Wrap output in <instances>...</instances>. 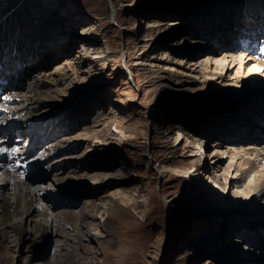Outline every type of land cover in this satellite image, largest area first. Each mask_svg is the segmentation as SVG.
<instances>
[{
    "label": "bare ground",
    "instance_id": "obj_1",
    "mask_svg": "<svg viewBox=\"0 0 264 264\" xmlns=\"http://www.w3.org/2000/svg\"><path fill=\"white\" fill-rule=\"evenodd\" d=\"M117 1H113L114 8L117 6ZM144 1L147 0H139L136 3L134 28L138 26L146 31V36L142 38L146 40L143 46L147 49L143 54L145 60L143 64L147 63L148 66L150 62L156 65L154 68L151 67L152 65L148 66V71L144 73L149 85L166 93L186 90L191 92L197 90L201 93L206 91L205 96L217 95L227 104L230 98H234L236 94L234 92L238 89L260 91V99L256 100L255 94L247 96L244 99V102H248L247 105L241 107V111L237 114L233 112L237 108L236 105L228 108V112L220 113L224 110L220 109L222 105L208 107L205 103L209 100L199 94L200 99H203L202 104L194 105L185 100V108L171 106L170 119L162 127L164 133L177 129L171 144L172 151L177 154L171 157L174 162L168 165L184 171L182 176L190 180L195 178V186L199 188L198 184L202 185L200 191L203 189L209 191L215 198L227 197L230 192L232 200L228 201L236 202L231 205L232 208L224 209L228 221L224 218L220 229L217 230L215 220L211 219L210 224L202 225L206 228L202 230L203 233L206 232L203 237L196 232L192 236L194 240L197 239V244L201 247L200 254L204 256L205 253L213 255L212 253L221 252L223 255L226 254L227 258L231 256L226 259L227 264H264V257L261 256L264 252V231L252 241L253 248H244L241 239L231 237L227 239L230 233L228 231L233 225L237 226L236 231L240 229V234L246 233L245 225L252 222L250 210L255 209L250 206L261 204L264 209V201L260 202L264 198V134L261 137V132L255 134V126L248 125L247 120L241 123L242 119L256 114L257 123L260 126L264 124V89L248 83V81H260V76H264V45H262L264 40L247 43L244 41L245 38H242L239 43H235L238 37L243 36H239L238 33L243 34L245 30H252L254 33L261 31L262 27L259 24L264 25V1L216 0L213 10L217 21L214 28L212 26V31L209 30L211 28L208 29L209 24L204 18L208 17V12L203 9L198 11L199 15L191 20L190 25L184 26L187 24L186 16L167 19L161 17L160 13L163 12L159 11H156L158 15H149L141 8ZM223 3L228 5L225 6ZM53 4H57L56 0L49 2L0 0V62L4 65V72L12 71L10 77L5 76L6 73L0 75V85L3 88L9 85L11 92L6 100L10 105L15 104L10 114V121L6 125L13 130V137L8 139L0 136V144L10 147L9 143L14 136L22 142V137L26 139L31 133H35L38 137L41 131L42 142L47 147L39 154L38 162L32 166L43 165L41 160H45L47 155L56 151L46 167L48 170L42 172L49 178L47 183L44 179L34 181L32 175L38 172L30 169L25 172L26 164L19 162L22 167L16 168L17 163L13 158H8L4 167L0 166V246L2 243L7 248L11 245L16 246L18 254L20 252V256L24 254L23 258H20L22 264H30L33 258L38 257L43 260L38 261L37 264H66L71 260H81L83 264L91 261L92 264H96L90 255L99 252L95 245L102 246L107 237L106 231L100 226L105 228L111 224L110 217H104L101 213L102 209L106 208V204L113 197H119L126 203L130 202L137 208L139 206L137 198L145 196V188H139V183L131 182L124 186H116L115 180L126 179L127 176H118L113 171L105 170L111 167L102 159H106V155L95 156L96 151L106 152L107 156L112 155L113 149L107 150V145L109 143L118 145L124 142L123 136H127V125L124 121L127 116L123 115L121 108H113L112 102L106 103L108 101L105 99L104 86L107 78H110L107 70H104L107 62L111 60L117 62L118 59L126 62L127 74L134 80L133 83L129 80V84H125L129 89L133 90L134 87L141 89L143 84L139 81L138 66L129 64L123 59L124 56L121 57L123 52L114 49L113 42L101 31L97 21L92 20L81 26L82 30H78V34L81 35V40H78L80 43L78 54L73 58L67 57L66 53L71 50V44L77 41L70 32L73 22L65 21L70 16L69 11L65 12L61 20L55 18L50 8ZM161 4L162 2H157L158 9L155 10H159ZM194 5L195 2L191 0H185L184 3L177 0L165 4L172 13H176V10L190 13ZM258 6L260 11H256ZM245 9L251 11L247 12ZM115 11L116 8L109 12V18L118 21V11L116 13ZM194 12L197 11L192 13ZM229 12H237V14L230 15ZM174 13L172 15H175ZM236 16L244 19L245 24L233 19ZM82 17L83 15L77 16V21L80 22ZM200 17L205 19L202 20V24L205 25L198 24L200 21L197 19ZM85 21L84 18L81 19V22ZM199 26L201 28L197 31ZM94 31L101 33V39L96 37ZM7 33L10 42L7 40L8 42L5 43L3 38ZM211 37L221 43L220 48L212 47L214 41ZM153 40L154 43L151 44ZM100 41L101 44L97 43ZM204 44L207 45L204 48L206 52L213 53L211 56L204 57L203 54H199ZM134 46L133 44L132 47ZM53 47H60V52L66 48L62 52L66 55L64 60L57 62L54 69H49L46 67L49 61L43 62L40 57L43 56L45 59L44 56ZM229 47H234L236 51L244 54L230 53L232 50ZM26 50L29 51L27 57H23L22 53ZM175 51L185 52L189 56L188 59L185 60L186 55L182 60L169 57L170 53ZM99 61L104 63L102 68L98 66ZM243 61L247 63L246 75L243 78L246 86L243 87L241 84L238 87L237 77L232 76L229 70L238 63L241 69ZM17 64L21 65L19 69L23 71V75L17 70L13 71ZM147 66L144 67L145 70ZM226 69L228 72L224 73ZM35 71L36 73L38 71V74L34 73L33 80H29L28 77ZM93 78L94 82L96 80L94 86L97 87L92 91L89 90L90 100L88 96L81 97L80 93L87 91L85 85L88 81L85 80H93ZM121 91H125L124 86L121 87ZM88 111H91L92 115ZM195 115H198L197 118ZM59 116L60 123L54 122L50 130L41 126ZM230 121H234L236 126L232 137H227L238 138L231 142L223 140L210 142V136L218 134L216 130L220 124L226 125L224 132L230 130L228 127L233 125ZM207 122H210L211 126H207ZM200 134H203L206 140L201 138ZM253 134L254 136L251 137L250 135ZM193 141L196 144H193ZM34 142L35 140L32 143ZM103 143L108 144L99 147ZM15 145L19 144L15 143L13 146ZM83 145H85L84 149L81 150ZM24 146L26 148V145ZM200 151L201 153L198 154ZM197 155L200 157L198 158ZM166 165V163L162 164L163 167ZM195 166L197 170L194 173L192 170ZM13 168L16 170L12 171ZM20 172L24 173L23 178L18 174ZM132 174L141 175L138 172ZM145 176L147 177L146 174ZM57 194L69 201L54 204V197ZM48 199L52 203L48 204ZM150 199H154V196ZM168 206L170 207V204ZM59 207L61 208L56 211ZM109 209L108 207L104 210ZM219 216V211L217 214H211L215 219ZM97 220L100 225L99 222H95ZM206 222L208 223V220ZM92 224L96 226L93 227ZM205 236L209 240L205 239ZM53 239L55 246L62 249L48 257L45 248ZM202 241L206 242L203 247L200 243ZM63 242L67 245L64 246ZM100 253L106 255L103 248ZM156 256H159V253ZM246 260L250 262H245ZM207 263L209 262L206 261ZM154 264L160 263L154 262Z\"/></svg>",
    "mask_w": 264,
    "mask_h": 264
},
{
    "label": "rangeland",
    "instance_id": "obj_2",
    "mask_svg": "<svg viewBox=\"0 0 264 264\" xmlns=\"http://www.w3.org/2000/svg\"><path fill=\"white\" fill-rule=\"evenodd\" d=\"M46 1L49 2L50 0ZM113 1L114 0H56L57 4H53V6L50 5V8L53 10V16L55 18H59L60 20L62 19V17H64L66 11L70 12L69 18H67L65 21H67V23L73 22L70 32L73 37H76L77 41L71 44V50L69 49L70 51L68 50L69 52L66 53L67 57L73 58L78 54L80 46L78 40H81V35L78 34V30H82L81 26L92 20L95 22L97 21L96 23L101 28V31L106 33L110 40L113 42L114 49H117V52H123V55L121 57L124 56L123 59H125V61L127 60L129 64H135L136 66H138L139 81L141 84H143L141 89H138L136 87H134L133 90L129 89L125 84L128 85L129 80L133 83L134 80L132 79L131 75L127 74L126 62H123L120 59H118L117 62L115 60L107 62V66L104 70H107V75L110 78H107V82L104 86L105 99L108 101L106 103L109 104L110 102H112L113 108H121V110H123V115L125 114L124 116H127L124 120L127 125V136H123L124 142L122 141L118 145H111L110 143L100 144L99 147H104V145L106 146V144H108L106 149H113L112 155L107 156L106 152L102 153L96 151L95 153L97 154L95 156L106 155V159H102L107 162V165L111 167L105 170L113 171L117 173L118 176H127L126 179L115 180V184L117 183L116 186H124L125 184L131 182L139 183V188H145V196H139L137 198L139 204L137 208L131 205L130 202L126 203L125 201H122L119 197H113L111 198V200H109L110 202L106 204V208L109 207L110 209L106 211L104 210L106 208H104L101 212L104 214V217L109 216L111 219V224L109 225V227L106 226L105 228H102L103 226H100L101 229H103L107 233L106 240L104 241V244L102 246L95 245V248L98 249L99 252H94L96 256L93 253L90 256H92V260H94L96 264H154V262L160 264H206V261L209 262L207 264H227L226 261L231 256L227 258L226 254L223 255L221 254V252L212 253L213 255L205 253L204 256L200 254L201 247L199 246V244H197V239L194 240L192 236L196 232L201 234V236L203 237L206 232L203 233L202 230L204 231V229H206L204 228V226L210 224L209 222L211 221V219L213 221L215 220L214 223L217 226V230L220 229L221 225L224 222L222 220L226 218V221H228V217L225 215L226 213L224 211L226 209L228 210V208H232L231 205L236 202L231 203V201H228L229 199L232 200L230 192H228L229 196L227 197L219 196L215 198L209 191H204V189H201L202 191H200V187L202 188V185L198 184L199 188H197L194 183V181H196L195 178H193V180H190L189 178L182 176V174L185 173L184 171L175 169L173 166L168 165V163L171 164L174 162L171 157L176 156L177 154L171 149V144L174 140V134L177 129L175 128L169 133H164V129L162 126L165 125L170 119L169 115L171 106L175 105L176 107L181 106L182 108H185V100H188L187 103L191 102L194 105L202 104L203 99H200L199 94L201 95V97L209 100L207 103H205V105H207L208 107L213 105H215L216 107L217 105H222V108L220 109L224 110L220 113L228 112V108H230L232 105H236L237 108L233 112L237 114L241 111V107L243 108L248 103L244 102V99H246V97L251 94H255V96L257 97L256 100H258L261 97L259 94L260 91H250L246 88L238 89L237 92H234L236 93L234 98H230L229 103L227 104L224 99L217 95L212 94L205 96L204 93L206 91L201 93L197 90H193V92L186 90L184 92L175 91L174 93H166L158 88H153L144 78V73L148 71V66L152 65L150 62L148 66L147 63L143 64V62H145V60L143 59V54L147 49H145V47L143 46L146 43V40L144 41L142 38L146 36V31L144 29H140L138 26V28H134V26L136 25L134 20V12L135 8L137 7L136 3L139 0L117 1V6L115 8L116 11H118L117 13L119 22L115 19L109 18V12H112V9H115ZM175 1L177 0H147L143 2L141 8H143V10L149 15H158L156 11L163 12L160 13V16L167 19L177 18L180 17V15H184L187 19V24L184 26L190 25L191 20L196 19L197 15H199L197 14L199 13L198 11L203 9L208 12V17L204 18H206L209 24L208 29L211 28L209 30L212 31V26L214 28V25H216L217 21V18L215 17L216 13H214L213 10L215 8V6L213 5L216 3V0H191L192 2H195V5L190 13L188 11L181 13L179 10L175 9L176 13L178 12V14L176 15V13L173 12L175 15H172V10L167 8L165 4L174 3ZM157 2H162V7L159 10H155V8L158 9ZM184 2L185 0H180V3ZM223 5L227 6L228 4L223 3ZM180 7H182V5H180ZM230 9L233 8L230 7ZM195 10L197 12L192 13ZM245 10H247V12L251 11V9ZM256 11H260L259 6ZM236 14L237 12H232L230 15ZM80 15H83L82 18L86 20L85 22H81L82 18L80 19V22L77 21L76 17ZM233 19L239 21V23L241 22L245 24L244 19L239 18L238 16L234 17ZM197 20L200 21L198 23L199 25L202 24V20L205 21V19H203L202 17L198 18ZM259 25L260 27L263 26L262 24ZM200 28L201 27L199 26L196 30L199 31ZM94 32L96 34V37H98V39H101V33L98 31ZM223 33L225 34V31H223ZM8 35L9 33H7L3 38L5 43L9 41ZM154 40L151 44L154 43ZM97 43L101 44L102 41ZM133 44L135 45L134 47H132ZM206 46V44L202 45L203 49L199 51V54H203L202 56L204 57H207L208 55L211 56L213 54L212 52H206V49H204ZM212 47L214 49H218L215 48L214 43L212 44ZM229 49L232 50L230 53L244 54L240 53V51H236L234 47H229ZM59 50L60 47H53L49 49L48 54L44 56L45 59L43 58V56L40 57L39 55L43 62L44 60L49 61V63L46 65L47 68L54 69L59 60H64L66 54H63L62 52H64L66 48H64V51L62 50V52H60ZM28 52L29 51L27 50L24 51L22 53L23 57H27ZM175 52H171V56L169 57H175L176 59L182 60L184 55L187 56L185 52ZM92 54L93 52L90 53V55ZM188 57L189 56H187L185 60H187ZM102 63L103 62L101 61L98 62V66L101 68L102 66H104V63ZM243 63L244 64L241 65V69L239 67L240 64L238 63L236 64L237 66L235 65L232 70H229L232 76L237 77V81L239 84L238 87H240L241 84H243V87L246 86V82L243 78L246 75L247 68L245 66H247V63L246 61H243ZM145 66H147L146 70L144 69ZM151 67L154 68L156 67V65L154 64ZM226 70L224 71V73L228 72V70ZM19 71L20 69H18V72ZM20 72L21 75H23V71ZM34 73L35 75H37L38 71L37 73L36 71L33 72L28 77L29 80H33ZM85 81H88L86 82L87 85H85V89L87 91H85L84 93L81 92L80 96H88L90 100V91H92L94 87H97L94 86L96 80L94 82L93 78V80L87 79ZM248 83H253L252 85H257L259 89H264V76H260V81H248ZM122 86H124L125 89V91L123 92L121 91ZM22 91L24 92L25 88ZM88 113L92 115L91 111H88ZM197 116L198 115H195L196 118ZM256 119V114H252V117L240 120L241 123L246 122L247 120L246 123L248 125L255 126V134L261 132V137L264 134V124L260 126L259 123H257ZM54 122L60 123V116L41 126L50 130ZM207 123V126H211L210 122ZM230 123L233 125H230V127H228L230 128V130L227 129V133L224 132L226 129V125L220 124L218 129L216 130V132L218 131V134L211 135L210 142H219L222 140L231 142L232 140H236L238 137L235 139L227 140V136H229V138L232 137L233 129L236 126L234 121H230ZM76 132L77 130L75 131V133ZM170 134L171 136H169ZM167 135L169 137H167ZM222 135H225V137H222ZM250 136L253 137L254 134ZM192 138L194 140V136H192ZM21 140L23 141H18L17 137L14 136L13 140H11V142L9 143V146H13L15 143H18L21 146L29 145L27 144V142L25 143L28 138L23 139L22 137ZM41 142L42 140H35L34 143L36 146L42 147L44 150L41 152H44L47 145ZM210 142L208 144H210ZM226 142L225 144H228ZM193 144L196 143H194L193 141ZM84 146L85 145L81 146V150L84 149ZM200 153L201 151L198 152V154ZM55 154L56 151L54 154L47 155L45 160H41L43 161V165H37L36 170L34 168L32 169V171L38 172L33 173L32 175L34 181L37 179H44L46 183L48 182L49 178L45 177L42 172L46 169L47 165H49V162L52 161V158L55 156ZM197 157L199 158L200 155H197ZM37 159H39V157H37ZM163 163H166L167 165L163 167ZM196 168L197 166H195L192 170L194 173L197 170ZM132 172H138L141 175L133 176ZM145 174L147 175V177L145 176ZM152 196H154V199L151 200L150 198ZM54 198V204L69 201V199H65L58 194L55 195ZM47 201L49 202L48 204L52 203L51 201H49V199ZM263 201L264 198L260 200V202ZM169 204L170 207L168 206ZM250 207H253L255 209L249 208L251 209L250 211L252 222H249L245 225L244 230L246 231V233L244 232L240 234V229L236 231L237 226L233 224L232 228L228 227L230 228V230L228 231L230 233L228 235L229 238L227 239H241V245L244 248H253L252 241L256 240V236L258 237L259 234H263L264 231V209L262 205L253 204ZM60 208L61 207L57 208L56 211ZM218 211L220 215L219 217H217L216 219L214 217H211V214H217ZM219 218H221L220 221ZM207 220L208 223L206 222ZM95 222L98 223L99 221L97 220ZM100 224L101 223L99 222V225ZM92 226L95 227L96 224H92ZM205 239H208V237L205 236ZM9 243L11 244L14 242ZM69 243L73 244L72 241H69ZM200 243L202 244V247L206 244V242L204 241ZM63 244L64 246L67 245V243L65 242H63ZM13 247H15V249ZM8 248L3 243L1 244L0 264H22L20 258H23L24 254L20 256L19 254L21 252L18 254L19 251L14 245H11V247ZM102 248L106 251V255L105 253H100L102 251ZM45 249L47 252V256L49 257L50 254L55 253V251L60 252V249H62V247L60 248L55 246V240L53 239L49 244L46 245ZM158 253L159 256H156V254ZM261 256L264 257V252ZM42 260L43 259H41L40 257H38L37 259L33 258L30 264H37L38 261ZM80 261L71 260L69 261L70 263L67 262L66 264L84 263ZM245 262L249 263L250 260H246ZM85 264H92V262H85Z\"/></svg>",
    "mask_w": 264,
    "mask_h": 264
},
{
    "label": "snow or ice",
    "instance_id": "obj_3",
    "mask_svg": "<svg viewBox=\"0 0 264 264\" xmlns=\"http://www.w3.org/2000/svg\"><path fill=\"white\" fill-rule=\"evenodd\" d=\"M5 99H7V98H5ZM9 151L10 150L7 149V148L0 149V152H3V153H8ZM11 152L18 154L19 153V149L18 148H13V149H11ZM19 167H22V165H20L19 163H17L16 168H19ZM15 170H16L15 168L12 169V171H15ZM18 174L21 176V178L24 177V173L23 172H20Z\"/></svg>",
    "mask_w": 264,
    "mask_h": 264
}]
</instances>
